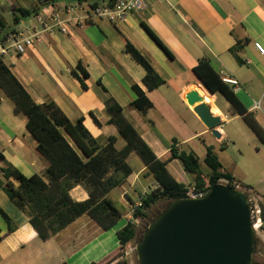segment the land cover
<instances>
[{"label":"crops","instance_id":"crops-1","mask_svg":"<svg viewBox=\"0 0 264 264\" xmlns=\"http://www.w3.org/2000/svg\"><path fill=\"white\" fill-rule=\"evenodd\" d=\"M42 1L45 0H0V19L4 25L0 37L21 28L20 22L14 24L15 10H31L36 6L40 9ZM71 1L53 0V3L64 5ZM109 1L112 0H86L90 4ZM146 4L143 13L129 15L124 23L96 21L70 28L66 35L53 32L45 35L36 48L27 49L22 55L10 54L2 61L35 104L51 101L70 122L81 119L101 146L109 137L115 138L116 150L125 146L117 129L107 124L105 104L110 100L122 109L124 118L157 159L166 160L175 143L178 151L194 153L201 163L207 147H211L223 168L220 157L225 150L238 149L245 141L259 140L243 113L250 115L264 131V54L253 48V43H259L264 49V0H146ZM6 15L14 27L7 24ZM142 24L172 58L151 39ZM237 42L240 47L236 55L241 64L229 53ZM126 43L149 62L163 85L152 91L143 86L145 71L125 53ZM201 59L220 80L225 75L237 82L238 90L224 84L233 93L235 106L219 90H207L195 76L193 69ZM132 86H137L151 104L145 114L129 107L137 98ZM194 90L204 95L210 113L220 119L215 128L219 138L187 105L184 97ZM254 103L259 104V110H252ZM13 108V103L0 91V154L7 165L24 177L41 176L48 163L26 131V118L15 115ZM135 156L130 153L126 159L131 175L107 195L121 217L106 231L83 214L49 240L41 241L25 214L0 190V208L12 227L9 232L0 217V264H102L114 256L120 247L116 234L132 220L130 205L139 204L140 197L148 195L149 185L157 187ZM173 163L179 164L175 171L184 184L185 174L177 160L168 163L167 170ZM3 166L0 161V169ZM232 177L234 183L248 187L246 190L257 196L261 208L263 204L255 191ZM69 197L74 202H84L88 193L76 186L69 191ZM261 242L264 244V240Z\"/></svg>","mask_w":264,"mask_h":264},{"label":"trees","instance_id":"trees-1","mask_svg":"<svg viewBox=\"0 0 264 264\" xmlns=\"http://www.w3.org/2000/svg\"><path fill=\"white\" fill-rule=\"evenodd\" d=\"M50 3H53V0H45L42 1L41 6ZM38 7L31 10H15L14 24L31 17L39 10ZM3 27L0 19V29ZM142 27L167 56L172 58L153 32L145 24H142ZM239 47L237 42L229 49V53L235 57L237 63L241 64L236 55ZM124 50L145 71L142 84L148 91L164 84L149 62L131 44L126 43ZM193 72L207 90H219L233 106L236 105L233 93L227 89L204 59L198 62ZM83 87L85 88L84 85ZM132 90L137 98L129 107L145 114L151 108V104L137 86H132ZM0 91L13 103V113L21 114L26 118V131L37 143V152L48 163L41 176L24 177L7 165L0 154V161L4 165L0 169V189L9 201L25 214L29 225L41 241L49 240L83 214H87L105 231L112 228L120 219L121 213L107 195L111 190L121 186L131 175V168L126 163L130 153H135L140 159L157 187L148 195L140 197L139 205L132 212V220L117 232L120 252L130 244H135L140 238L135 221L143 222L147 226L152 218V209L158 201L168 203L175 199L186 198L187 186L178 182L168 172V163L177 160L184 174L194 178V187L198 190L203 189L206 184L209 187L218 184L220 180L229 183L233 181L232 175L223 170L211 147H207L203 159V164L208 169L206 174L200 171L201 163L196 155L192 152L178 151L175 143L170 148L166 160L157 159L134 127L124 118L122 109L110 100L105 104L109 116L107 124L117 129L125 141V146L121 150H116L114 137H109L105 145H99L83 126L81 119L75 123L70 122L51 101L42 105L35 104L2 59H0ZM242 115L264 144V131L250 115L245 113ZM93 120L99 126L96 119ZM76 186H81L88 193V200L84 202L71 200L69 191ZM243 188L248 189V187ZM261 211L263 221V206ZM0 217L11 232L10 219L1 208Z\"/></svg>","mask_w":264,"mask_h":264},{"label":"water","instance_id":"water-1","mask_svg":"<svg viewBox=\"0 0 264 264\" xmlns=\"http://www.w3.org/2000/svg\"><path fill=\"white\" fill-rule=\"evenodd\" d=\"M188 106L211 131L220 119L196 91ZM247 195L223 184L212 185L201 199H175L153 216L134 244L137 264H259L253 260L257 235Z\"/></svg>","mask_w":264,"mask_h":264},{"label":"built area","instance_id":"built-area-1","mask_svg":"<svg viewBox=\"0 0 264 264\" xmlns=\"http://www.w3.org/2000/svg\"><path fill=\"white\" fill-rule=\"evenodd\" d=\"M146 8V0H112L103 4H90L86 1H71L64 5L47 4L31 17L21 20L19 30L8 32L0 37V59L10 54L22 55L27 49L36 48L43 42L45 35H51L53 32L66 35L70 28L81 27L96 21L118 25L124 23L129 15L143 13ZM253 48L258 54H264V49L259 43H253ZM221 81L232 86L234 90H238V84L233 78L222 75ZM252 110H259V104L254 103ZM219 184L231 185L229 187L246 194L245 190L233 181L229 183L220 180ZM186 189V198L201 199L206 196L210 187L206 185L198 190L191 186ZM247 201L252 229L258 232L262 224L259 199L247 195ZM138 205H135V208Z\"/></svg>","mask_w":264,"mask_h":264},{"label":"rangeland","instance_id":"rangeland-1","mask_svg":"<svg viewBox=\"0 0 264 264\" xmlns=\"http://www.w3.org/2000/svg\"><path fill=\"white\" fill-rule=\"evenodd\" d=\"M6 21L10 27H14L12 20L7 15H6ZM220 158L223 165V169L226 172L232 174L235 178H237L239 182L249 185L250 188L253 189L255 193L259 196L264 206V145L257 138L252 142L245 141L238 146V149L229 147L227 150L224 151L223 154H221ZM136 159L139 163L141 162L140 159H138L137 157ZM134 164L135 163L131 161V165L135 166ZM176 166L178 167L179 164L173 163L170 165L168 170L170 174L178 182H181V179H179L178 176L176 175L177 174L175 171L177 170ZM200 171L202 172V174H206L208 172V169L205 167L202 161H201ZM182 180L184 182V185H186L187 187L194 186V178L192 176L183 175ZM149 182L150 181L147 182V186ZM153 188H154L153 185H149L146 188V190L150 191L149 193H151L156 189ZM244 190L249 197L258 200L257 196L253 192H248L246 189ZM1 192L4 193L2 190ZM165 205L166 202L158 201L155 207L152 209L151 217L153 218V216L157 214L159 211H161L165 207ZM130 206L131 207L128 210L131 211L132 213V210L135 208V205L133 206L130 205ZM136 225L138 227L137 228L138 236L140 237L146 228V224L137 221ZM256 235H257V245H256V253L253 256V260L259 264H264V244H262L261 242V240H264V229L256 232ZM117 263L137 264L134 253V244H130L121 252L118 251L114 256L107 259L102 264H117Z\"/></svg>","mask_w":264,"mask_h":264},{"label":"bare ground","instance_id":"bare-ground-1","mask_svg":"<svg viewBox=\"0 0 264 264\" xmlns=\"http://www.w3.org/2000/svg\"><path fill=\"white\" fill-rule=\"evenodd\" d=\"M194 91H196V92H197V94L199 95V97H201V98H203V97H204L200 91H198V90H194ZM204 101H205V99H204ZM205 103H206V101H205ZM206 104H207V103H206ZM207 105H208V104H207Z\"/></svg>","mask_w":264,"mask_h":264}]
</instances>
